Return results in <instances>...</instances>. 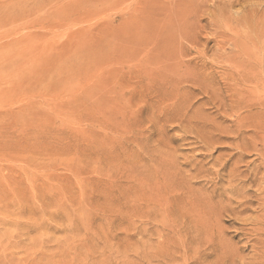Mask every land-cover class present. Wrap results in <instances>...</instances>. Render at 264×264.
Listing matches in <instances>:
<instances>
[{"label": "rangeland", "instance_id": "rangeland-1", "mask_svg": "<svg viewBox=\"0 0 264 264\" xmlns=\"http://www.w3.org/2000/svg\"><path fill=\"white\" fill-rule=\"evenodd\" d=\"M263 219L264 0H0V264H264Z\"/></svg>", "mask_w": 264, "mask_h": 264}, {"label": "bare ground", "instance_id": "bare-ground-1", "mask_svg": "<svg viewBox=\"0 0 264 264\" xmlns=\"http://www.w3.org/2000/svg\"><path fill=\"white\" fill-rule=\"evenodd\" d=\"M263 221H264V219H263ZM264 224V223H263ZM255 231V230H254ZM262 242V241H261ZM263 243V242H262ZM261 258V257H260ZM263 258H264V254H263ZM259 260V259H258ZM264 260V259H263ZM262 261V260H261ZM259 262V261H258ZM263 262V261H262ZM257 264V263H256Z\"/></svg>", "mask_w": 264, "mask_h": 264}]
</instances>
